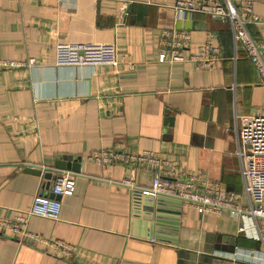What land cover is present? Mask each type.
<instances>
[{"label":"crops","instance_id":"1","mask_svg":"<svg viewBox=\"0 0 264 264\" xmlns=\"http://www.w3.org/2000/svg\"><path fill=\"white\" fill-rule=\"evenodd\" d=\"M176 0H0V218L51 195L56 161L79 164L58 219L32 216L28 229L72 246L70 254L41 243H19L0 227V264H255L264 244L238 232L243 219L228 209L199 213L179 199L158 205L142 193L154 171L105 166L88 156L102 148L150 151L201 181L243 195L236 155L241 117L264 108V86L228 23L176 11ZM247 25L264 42V0ZM163 29L190 33L188 53L207 33L221 59L159 62ZM113 43L115 65H60L58 43ZM40 171H27L26 167ZM166 169L169 167H165ZM57 170V171H56ZM62 170V169H61ZM50 173V177L47 174ZM152 200V201H151ZM152 204V205H151ZM264 232V219L257 218Z\"/></svg>","mask_w":264,"mask_h":264},{"label":"built area","instance_id":"2","mask_svg":"<svg viewBox=\"0 0 264 264\" xmlns=\"http://www.w3.org/2000/svg\"><path fill=\"white\" fill-rule=\"evenodd\" d=\"M252 6L253 0H176L173 8L176 11L200 12L228 23L234 45L241 47L264 86V42L253 39L247 30L249 23L258 21ZM189 41L188 31L163 29L158 61H191L199 69H206L215 66L221 59L218 47L210 44L209 33L205 41L197 47L196 53L187 52ZM55 52L56 63L60 65H115L118 62L116 46L110 42L58 43ZM22 65L24 63L0 59V68H16ZM236 155L240 162L243 195L233 191L226 193L214 181H201L199 188L195 176L178 169L176 163L161 159L155 152L130 153L114 148H102L89 155L88 159L100 166L125 164L131 169L132 176L124 178L122 184L134 188L135 167L152 168V184L142 188V193L179 199L199 213L228 209L243 219L238 227L239 233L253 235L264 244V232L257 226V218L264 219V108L241 117L237 129ZM74 186V172H58L52 180L51 197L36 194L28 209L17 212L10 219L0 218V227L15 234L19 243H41L64 254H70L71 245L60 239H50L32 233L28 229V223L32 216L58 219L61 209L60 197L71 195ZM239 256L250 259L255 264H264V256L258 253L241 252Z\"/></svg>","mask_w":264,"mask_h":264},{"label":"water","instance_id":"3","mask_svg":"<svg viewBox=\"0 0 264 264\" xmlns=\"http://www.w3.org/2000/svg\"><path fill=\"white\" fill-rule=\"evenodd\" d=\"M56 168H59L58 171H63L64 169L70 168L71 170H73L74 172L79 171V164L77 162H74L73 159L70 157L67 159L66 161H56ZM62 169V170H61ZM27 171H36L39 172L40 170L38 168H34V167H30L27 166L26 167ZM57 171V170H56ZM47 176H51L50 173L47 174ZM57 198H59V196H56ZM155 200L153 199V201H155L157 203V206L155 208V213H157V216H160L159 213L164 210L161 209L158 205H161L162 203H165V201H167L168 199H174L172 197H168V196H164V195H158L154 197ZM152 201V200H151ZM152 205V204H151Z\"/></svg>","mask_w":264,"mask_h":264}]
</instances>
